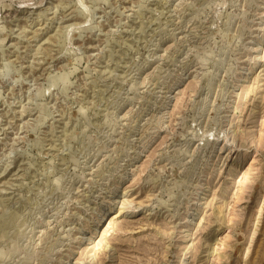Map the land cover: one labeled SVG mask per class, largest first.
Instances as JSON below:
<instances>
[{
  "label": "rangeland",
  "instance_id": "rangeland-1",
  "mask_svg": "<svg viewBox=\"0 0 264 264\" xmlns=\"http://www.w3.org/2000/svg\"><path fill=\"white\" fill-rule=\"evenodd\" d=\"M0 264H264V0H0Z\"/></svg>",
  "mask_w": 264,
  "mask_h": 264
},
{
  "label": "bare ground",
  "instance_id": "bare-ground-1",
  "mask_svg": "<svg viewBox=\"0 0 264 264\" xmlns=\"http://www.w3.org/2000/svg\"><path fill=\"white\" fill-rule=\"evenodd\" d=\"M115 215H117V214H115ZM113 216H114V215H113ZM115 217H116V216H115ZM115 217H114V218H115ZM112 219H113V218H112Z\"/></svg>",
  "mask_w": 264,
  "mask_h": 264
}]
</instances>
